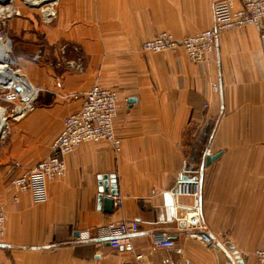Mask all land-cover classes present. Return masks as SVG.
<instances>
[{
	"label": "crops",
	"instance_id": "1",
	"mask_svg": "<svg viewBox=\"0 0 264 264\" xmlns=\"http://www.w3.org/2000/svg\"><path fill=\"white\" fill-rule=\"evenodd\" d=\"M217 1L59 0L50 23L24 9L8 20L14 59L47 91L0 131L1 263L238 264L235 250L244 264H257L254 251L264 248V38L253 26L225 31L201 63L182 48L141 50L161 31L182 38L210 28ZM62 46L82 71L55 64ZM95 83L117 91L119 151L100 140L65 154V174L47 182L45 202L12 188L10 178L46 158L64 117L80 109L81 96L60 95ZM207 150L220 154L203 165ZM111 175L122 201L109 209L100 188L111 189ZM184 177L201 184L200 221L211 243L189 236L173 217L169 191ZM132 219L133 252L76 240L78 231L94 236L100 226ZM155 230L174 245L154 246Z\"/></svg>",
	"mask_w": 264,
	"mask_h": 264
},
{
	"label": "built area",
	"instance_id": "2",
	"mask_svg": "<svg viewBox=\"0 0 264 264\" xmlns=\"http://www.w3.org/2000/svg\"><path fill=\"white\" fill-rule=\"evenodd\" d=\"M11 3V2H10ZM58 0H42L41 3L31 2V6L38 4L42 20L51 22L56 17V6ZM10 5L0 6V24H5V18L18 16L20 10L13 11ZM5 12L7 14H5ZM264 0H219L213 5V25L192 35L184 36L181 39L175 38L171 33L161 31L154 37L144 41L141 45L142 50L152 52L173 51L183 48L189 60L193 62H205L209 54L213 51L217 39L222 33L229 30L253 26L264 38ZM4 35V36H3ZM8 42L10 39L7 33L0 35ZM10 45V42H9ZM11 47V45H10ZM9 56V65L12 71L28 86L29 93L26 95L18 90L20 87H2L6 90L2 99L10 104L4 108L5 124L7 115L17 120L23 117L34 108V102L42 91H47L42 86L32 84L27 76L22 72L17 62ZM67 69L82 71L83 66L74 60L65 61ZM59 65V63H58ZM214 90L218 85L213 84ZM55 93V92H54ZM58 94V93H57ZM63 98L82 97L83 101L78 111L64 117L62 129L55 137L50 146V154L39 161L34 167L24 169L20 174L10 178L9 184L12 188L19 191L28 192L34 202H45L48 199L47 182L51 179L64 176L66 164L63 156L83 142L88 141H108L115 151H119L121 141L115 135L113 129V119L117 112V91L105 88L95 83L90 89L83 93H71L60 95ZM9 108V113L7 109ZM4 129L2 130V132ZM210 155V151L205 152ZM13 168L20 167V163L15 161ZM200 192L201 184L197 179L178 180L169 191L172 198L173 217L185 229L186 233L199 239L204 243H211V236L202 231L203 225L200 221ZM107 196L113 199L115 207L121 205V197L112 195ZM182 199H190L183 203ZM5 212L0 204V239L4 234ZM138 232V222L135 219L110 222L97 228L95 235L92 236L88 230L78 231L76 240H91L99 247L109 246L124 252H133V238ZM151 243L156 247H172L174 241L165 231H153L150 233ZM257 264H264V248L254 251ZM141 258L140 254L136 255ZM0 264H3L0 262Z\"/></svg>",
	"mask_w": 264,
	"mask_h": 264
},
{
	"label": "bare ground",
	"instance_id": "3",
	"mask_svg": "<svg viewBox=\"0 0 264 264\" xmlns=\"http://www.w3.org/2000/svg\"><path fill=\"white\" fill-rule=\"evenodd\" d=\"M28 3H41L42 0H25ZM11 0H0V6H5L6 4L10 3ZM10 49L9 42L4 40L3 37L0 36V87H11L17 88L26 95L29 93L27 84L20 79L17 75V72L12 71L9 63V56L8 52ZM0 112L3 116V119L0 115V131L3 130L5 126V113L4 108L0 109Z\"/></svg>",
	"mask_w": 264,
	"mask_h": 264
},
{
	"label": "rangeland",
	"instance_id": "4",
	"mask_svg": "<svg viewBox=\"0 0 264 264\" xmlns=\"http://www.w3.org/2000/svg\"><path fill=\"white\" fill-rule=\"evenodd\" d=\"M58 4H59V0H58V3H57V6H56V17H57V7H58ZM7 5H10L13 9V11H16V10H20V12L22 11V9H24V10H30V11H32V12H36L38 15H39V17H40V19L42 20V17H41V14H40V8H39V6H38V4H35L34 6H31V4H29L28 2H26L25 0H11V3H8V4H6L5 6H3V7H6ZM5 14H7L6 12H5ZM15 16V15H14ZM55 17V18H56ZM10 18H12V16L10 17ZM10 18H5V24H0V35H2L3 33H7V37L10 39V45H11V47H10V49H9V52H8V56H10L12 59H14V56H13V54H12V43H13V38H12V36L10 35V33H9V31H8V29H7V22H8V20L10 19ZM54 20V19H53ZM52 20V21H53ZM51 21V22H52ZM42 22H44L43 20H42ZM44 23H47V22H44ZM50 23V22H49ZM167 32V31H166ZM158 34V33H157ZM195 34V33H194ZM192 35V34H191ZM4 36V35H3ZM187 36V35H186ZM154 37V36H153ZM4 38V37H3ZM176 38V37H175ZM183 38V37H182ZM177 39H181V38H177ZM4 40H6L5 38H4ZM148 40V39H147ZM146 41V40H145ZM142 45V44H141ZM181 48V47H180ZM179 49V48H178ZM183 49V48H182ZM141 50H142V48H141ZM177 50V49H176ZM143 51H145V50H143ZM173 51H175V50H173ZM152 52V51H151ZM166 52V51H165ZM185 52V51H184ZM157 53V52H156ZM186 54V53H185ZM60 56H59V58H58V60L56 61V63L55 64H57L58 65V63H59V65L58 66H61V67H64L65 69H67V66H66V62L65 61H70L71 59H69V58H67L66 57V50H65V48L62 46V47H60V54H59ZM210 55V54H209ZM187 56V55H186ZM188 58V57H187ZM14 61H16V60H14ZM191 61V60H190ZM17 62V61H16ZM77 62V61H76ZM191 62H193V61H191ZM195 63H198V62H195ZM199 63H201V62H199ZM16 66H20L19 65V63L17 62V64H16ZM11 67L12 68H15V66H13V65H11ZM70 70H72V69H70ZM76 71V70H75ZM215 84H217V83H215ZM213 85V84H212ZM218 85V84H217ZM214 89V88H213ZM218 89V88H217ZM3 93H6V90H4L2 87H0V109L1 108H3V107H7V106H9L10 104H7V102H5L2 98L4 97L2 94ZM10 107V106H9ZM7 111H8V113L10 112L9 111V108L7 109ZM0 115H1V117H2V119H3V116H2V114H1V112H0ZM7 117H8V119H10V117L7 115ZM8 119H6V122L8 121ZM7 128V123L5 124V126H4V128L3 129H6Z\"/></svg>",
	"mask_w": 264,
	"mask_h": 264
},
{
	"label": "water",
	"instance_id": "5",
	"mask_svg": "<svg viewBox=\"0 0 264 264\" xmlns=\"http://www.w3.org/2000/svg\"><path fill=\"white\" fill-rule=\"evenodd\" d=\"M219 154L220 153H216L214 155H207L205 157L204 161H203V165L204 164H208L210 161L216 159L219 156ZM103 178H105V177H103ZM110 178H111V186H110L111 189L109 190L107 187H103L102 186L100 188V191L103 192V193H105V194L110 193V194L113 195V194H115L117 192V189H116V185H115L114 176L111 175ZM184 179H187L188 180L190 178L184 177ZM103 184L104 185H107L105 181L103 182ZM101 201L104 203V206H106V207L108 206L109 209H111L113 207V199L111 197H109V196H102L101 195ZM231 249H232V247H231ZM231 253L235 256V259L238 262V264H244L243 263V259L240 257V255L235 250L231 251Z\"/></svg>",
	"mask_w": 264,
	"mask_h": 264
}]
</instances>
